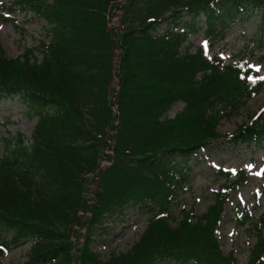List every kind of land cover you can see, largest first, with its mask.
<instances>
[{
  "label": "trees",
  "instance_id": "trees-1",
  "mask_svg": "<svg viewBox=\"0 0 264 264\" xmlns=\"http://www.w3.org/2000/svg\"><path fill=\"white\" fill-rule=\"evenodd\" d=\"M15 6L45 21L47 40L16 59L0 46V105L16 103L36 119L30 138L3 140L0 238L9 239L0 241V256L29 244L23 264H74L73 226L82 224L85 209L91 216L80 264H237L214 235L224 191L204 219L194 222L183 209L176 227L174 205L212 144L263 150L264 119L232 136L217 127L264 84L247 62L223 68L220 59L185 47L200 30L214 46L256 17L264 31V0H19ZM112 17L119 18L113 29ZM178 104L182 110L169 118ZM105 142L109 165L87 205L85 188ZM132 209L148 215L146 231L130 250L101 258L92 243L128 222ZM251 225L258 242L248 264H264V213Z\"/></svg>",
  "mask_w": 264,
  "mask_h": 264
},
{
  "label": "rangeland",
  "instance_id": "rangeland-1",
  "mask_svg": "<svg viewBox=\"0 0 264 264\" xmlns=\"http://www.w3.org/2000/svg\"><path fill=\"white\" fill-rule=\"evenodd\" d=\"M17 1L19 0H0V46L8 57L15 59L23 55L27 49L34 50L47 40L45 21L31 12L17 8L15 6ZM10 12L12 13L8 16ZM5 17H9L10 21L5 20ZM117 23V17H113L110 26L113 28ZM260 25L261 22L256 17L244 22L242 26H235L226 39L214 46L205 42L204 34L200 30L190 37L185 48L190 53H196L200 49L203 57L209 60L214 57L220 59L223 68L234 64L232 62L237 60L247 61L248 72L256 74L257 71L264 77V31L261 30ZM41 57L38 55L39 59ZM181 108L182 105L178 104L169 113V118L175 117L182 110ZM261 118L264 119V87L254 94L247 107L230 118L223 119L217 129L223 135L232 136L237 133L240 126L255 124ZM35 124L36 119L27 116L26 109L22 106H17L16 103L1 104L0 154L5 151L3 140L8 139L9 136L20 135L30 138ZM262 149L255 151L256 149L252 147L233 145L227 141L216 142L206 153L200 154L201 164L193 166V176L188 183L189 187L185 186L178 203L174 205L176 222L172 226L176 227L177 223L182 221L180 211L183 209L188 210L194 222L204 219V215L208 214L210 207L216 203L218 192L221 193L224 190L228 200L214 235L218 240L219 249H222L224 254L227 256L234 254L237 264H248L255 249L254 246L258 242V236L251 223L264 213V148ZM106 153L111 151L107 149ZM108 165L109 162L102 164L104 169ZM222 172H229L230 175L224 176ZM242 172L245 173L244 178L239 181L237 187L235 180L243 177ZM98 180L99 178L88 189L87 205L93 202L91 197L97 190L95 182ZM90 216L87 212V221L84 219L82 221L85 225L80 232L78 252L85 243L88 234L86 224ZM126 219L128 222L116 227L111 236L94 241L91 250L100 254L103 259H108L113 251L123 253L130 250L144 234L150 220L148 215L139 209L128 211ZM242 223L245 224L242 225ZM81 225L73 226V229L77 231L74 241ZM7 239L9 237L3 235L0 241ZM30 252L29 244L23 247L12 246L0 256V264L26 263Z\"/></svg>",
  "mask_w": 264,
  "mask_h": 264
},
{
  "label": "water",
  "instance_id": "water-1",
  "mask_svg": "<svg viewBox=\"0 0 264 264\" xmlns=\"http://www.w3.org/2000/svg\"><path fill=\"white\" fill-rule=\"evenodd\" d=\"M115 94V93H114ZM114 94L112 95V97H111V99H110V101H112L113 100V98H114ZM111 132V129H110V131H109V133ZM105 149H106V145L104 144V147H103V154L101 155L102 157L100 158V161H99V164L97 165V171H96V174L92 177V180H91V182L87 185V187H86V191L92 186V184L94 183V181L97 179V175H98V172L101 170V166H102V164H103V162H104V154H105ZM84 221H87V212L85 211L84 212ZM84 225H85V223H83L82 225H81V227L79 228V231H78V235H77V238H76V240H75V244H76V247H75V249H74V255H75V263L74 264H79V262H78V242H79V237H80V232H81V230L84 228Z\"/></svg>",
  "mask_w": 264,
  "mask_h": 264
},
{
  "label": "snow or ice",
  "instance_id": "snow-or-ice-1",
  "mask_svg": "<svg viewBox=\"0 0 264 264\" xmlns=\"http://www.w3.org/2000/svg\"><path fill=\"white\" fill-rule=\"evenodd\" d=\"M257 70H259V69H257ZM261 79H264V77H261ZM251 167V166H250Z\"/></svg>",
  "mask_w": 264,
  "mask_h": 264
}]
</instances>
